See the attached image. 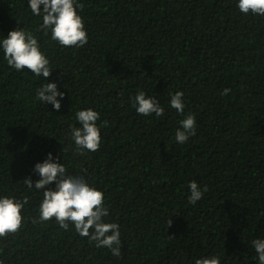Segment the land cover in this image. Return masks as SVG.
Masks as SVG:
<instances>
[{
  "label": "trees",
  "instance_id": "16d2710c",
  "mask_svg": "<svg viewBox=\"0 0 264 264\" xmlns=\"http://www.w3.org/2000/svg\"><path fill=\"white\" fill-rule=\"evenodd\" d=\"M79 2L88 43L66 48L37 31L42 16L29 0H0V41L18 27L33 32L53 70L47 80L16 71L0 48V196L29 199L20 232L0 238V260L195 264L216 255L221 264H258L251 241L264 239V16L241 13L238 0ZM47 82L65 93L59 111L36 99ZM139 91L164 115L137 114L131 98ZM177 91L183 115L170 107ZM87 108L108 126L100 149L80 156L69 126L79 127L75 113ZM189 113L196 135L181 145L175 132ZM48 153L104 193L105 220L120 226V257L72 224L32 223L43 190L23 180L39 179L34 166ZM191 181L207 188L195 205Z\"/></svg>",
  "mask_w": 264,
  "mask_h": 264
},
{
  "label": "clouds",
  "instance_id": "9594fccd",
  "mask_svg": "<svg viewBox=\"0 0 264 264\" xmlns=\"http://www.w3.org/2000/svg\"><path fill=\"white\" fill-rule=\"evenodd\" d=\"M41 5L43 8L41 10ZM28 7L34 16H42V23L37 31L44 35L51 33V39L66 48H82L88 43V33L83 17L79 11L84 5L79 0H29ZM237 7L245 15L264 16V0H238ZM4 59L16 71L27 69L37 77L47 80L52 73L50 60L41 51L37 37L31 31L18 27L7 34L0 41ZM230 89H224L227 95ZM65 93L58 90L57 83L47 82L36 89V99L44 104H51L56 111L61 108V100ZM59 97V99H57ZM132 107L137 114L157 117L164 115V108L159 101L145 92L139 91L131 98ZM170 107L181 115L184 114V93L177 91L171 94ZM75 120L79 127L70 125L69 137L75 144V153L84 156L86 152H96L101 146V128L107 127L108 122L100 124V113L87 108L75 113ZM176 129L175 141L185 144L196 135V117L187 114L179 121ZM58 160V158H57ZM54 160L52 153H48L43 162L35 164L33 171L39 179L33 182L31 177L24 179L28 189L43 190V199L39 205V218H32V223H43L53 220L61 229L68 231L69 225H74L75 232L81 237H87L90 244L97 248H107L115 257L121 256L120 226L115 222H106L109 207L105 206V195L89 183L83 175L69 174L62 162ZM54 184L55 187H48ZM190 195L188 203L195 205L207 191L199 187L196 181L189 183ZM29 199L25 196L18 199L12 196H0V238L17 235L24 224L23 210ZM172 226V220L166 222V227ZM258 257V264H264V239L256 238L251 241ZM0 264L3 261L0 260ZM195 264H221L219 256L201 257Z\"/></svg>",
  "mask_w": 264,
  "mask_h": 264
}]
</instances>
